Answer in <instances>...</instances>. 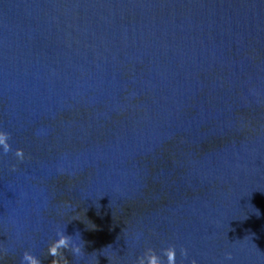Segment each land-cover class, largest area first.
Returning a JSON list of instances; mask_svg holds the SVG:
<instances>
[{
	"label": "water",
	"instance_id": "95a60500",
	"mask_svg": "<svg viewBox=\"0 0 264 264\" xmlns=\"http://www.w3.org/2000/svg\"><path fill=\"white\" fill-rule=\"evenodd\" d=\"M148 251L264 264V0H0V264Z\"/></svg>",
	"mask_w": 264,
	"mask_h": 264
},
{
	"label": "clouds",
	"instance_id": "9594fccd",
	"mask_svg": "<svg viewBox=\"0 0 264 264\" xmlns=\"http://www.w3.org/2000/svg\"><path fill=\"white\" fill-rule=\"evenodd\" d=\"M57 248L68 249L73 255L79 254L82 250L81 245L78 244L71 236H62L58 243ZM231 258L230 255L228 257ZM139 259V264H157V258L150 252H145ZM32 264H38L37 260L33 259Z\"/></svg>",
	"mask_w": 264,
	"mask_h": 264
}]
</instances>
